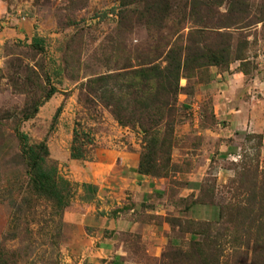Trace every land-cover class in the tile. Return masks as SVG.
Here are the masks:
<instances>
[{
    "label": "rangeland",
    "instance_id": "rangeland-1",
    "mask_svg": "<svg viewBox=\"0 0 264 264\" xmlns=\"http://www.w3.org/2000/svg\"><path fill=\"white\" fill-rule=\"evenodd\" d=\"M167 2L174 12L156 28L146 23V0H0V31H7L0 42V264L60 263L62 216L33 189L17 134L30 145L43 142L47 163L65 177L74 127L93 138L84 159L104 147L133 150L139 162L153 157L167 173L164 204L174 208L148 217L165 223V239L157 245L124 236L128 264H264V0L250 7L262 19L239 32L222 28L247 40L242 61L211 66L206 81L179 79L192 92L178 93L172 145L157 160L151 144L162 129L143 132L145 114L119 77L163 66L170 45L188 31V0ZM227 6L224 0L219 10ZM214 122L224 136L202 133ZM199 167L197 198L216 209L190 216L192 198L171 195ZM76 189L73 183L67 207Z\"/></svg>",
    "mask_w": 264,
    "mask_h": 264
},
{
    "label": "trees",
    "instance_id": "trees-1",
    "mask_svg": "<svg viewBox=\"0 0 264 264\" xmlns=\"http://www.w3.org/2000/svg\"><path fill=\"white\" fill-rule=\"evenodd\" d=\"M146 1L151 3L146 4L143 9L146 23L156 28L164 27L163 23L170 20L174 12L167 0L155 3H152V0ZM223 1L188 0L187 17L190 19V26L186 34L177 36L170 45L164 58L165 64L138 66L127 72L125 77H119L124 79L123 86L134 95L132 101L145 114L141 121L146 124L143 132L148 133L159 127L162 129L158 142L155 141L156 147L151 144L153 146L151 154H155L156 149L157 160L166 154L172 145L178 93L192 92V86L189 84L180 86L179 79L181 77L187 80L194 79L195 83L206 81L210 79L211 66L227 69L232 61H242L247 40L237 37L238 35L234 37L222 28H233L239 32L256 19H262L251 14L252 0H227L226 10L221 12L219 7ZM31 41L33 46H38L42 39L32 37ZM114 113L119 119L117 114L119 112L114 110ZM17 138L29 159L33 189L55 206V211L61 219L69 204L67 198L72 193L73 183L60 174L55 165L47 163L48 151L43 142L30 145L28 136L23 132H18ZM92 143L93 138L88 131L74 127L68 150L69 157L84 159V149ZM152 159L153 157H142L138 171L154 177L166 176V172L154 168L151 164ZM164 161L168 162L169 158H164ZM79 186L84 191L82 199L85 201L92 199L96 187L87 183H81ZM195 203L215 207L214 204L205 202L203 198H196L191 202Z\"/></svg>",
    "mask_w": 264,
    "mask_h": 264
},
{
    "label": "crops",
    "instance_id": "crops-1",
    "mask_svg": "<svg viewBox=\"0 0 264 264\" xmlns=\"http://www.w3.org/2000/svg\"><path fill=\"white\" fill-rule=\"evenodd\" d=\"M6 36L4 28L0 42ZM213 126L204 127L202 133L208 138L225 135L219 122ZM138 162V153L133 150L107 147L96 150L92 159L66 160L65 177L77 189L62 215L66 240L60 248L59 264H128L124 236L138 235L139 240L157 245L165 239V223L148 217L162 216L174 208L172 203L164 204L169 185L163 177L140 173ZM200 169H193L187 184L171 196H189L194 201L200 190V180L196 178ZM81 183L96 187L92 199L81 200ZM206 209L207 205L195 203L187 211L190 216H198Z\"/></svg>",
    "mask_w": 264,
    "mask_h": 264
}]
</instances>
